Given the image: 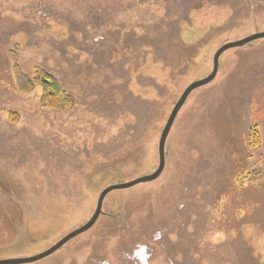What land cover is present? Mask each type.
Instances as JSON below:
<instances>
[{
	"label": "rangeland",
	"instance_id": "374dc122",
	"mask_svg": "<svg viewBox=\"0 0 264 264\" xmlns=\"http://www.w3.org/2000/svg\"><path fill=\"white\" fill-rule=\"evenodd\" d=\"M261 32L264 0H0V260L46 252L107 187L154 173L186 88ZM13 53L75 108L18 91ZM34 264H264V40L190 95L158 180L108 194L91 230Z\"/></svg>",
	"mask_w": 264,
	"mask_h": 264
},
{
	"label": "water",
	"instance_id": "95a60500",
	"mask_svg": "<svg viewBox=\"0 0 264 264\" xmlns=\"http://www.w3.org/2000/svg\"><path fill=\"white\" fill-rule=\"evenodd\" d=\"M260 40H264V32L257 33L243 40L224 45L218 50V52L214 56L212 73L209 76L201 80L193 82L186 88V90L183 92L178 102L175 104L166 122V125L161 133L160 140H159V166L154 173L137 178L131 182L114 184V185H110L109 187H107L100 194L95 213L93 217L91 218V220L87 224L82 226L81 228H78L74 230L73 232H71L69 235L64 237L60 242H58L56 245H54L52 248H50L46 252L42 254H38L36 256L27 257V258H12V259L0 260V264H34V263H37L39 261H42L52 256L53 254L58 252L60 249H62L67 243L81 236L82 234L87 233L89 230H91L95 226L98 219L103 214V205H104V201L106 197L108 196V194L115 192V191L128 190V189L137 187L139 185L152 183L158 180L162 176L166 168V143L170 135L171 129L175 123V120L178 114L184 107L190 95L195 90L211 84L217 78L218 72L220 69V58L226 51L237 49V48H243V47L250 45L251 43H254Z\"/></svg>",
	"mask_w": 264,
	"mask_h": 264
},
{
	"label": "trees",
	"instance_id": "16d2710c",
	"mask_svg": "<svg viewBox=\"0 0 264 264\" xmlns=\"http://www.w3.org/2000/svg\"><path fill=\"white\" fill-rule=\"evenodd\" d=\"M11 61L14 64L12 69L14 72H12L14 73L18 91L28 93L39 87L42 89L41 105L43 108L56 111L75 108L74 98L62 92L60 82L54 75L42 68H38L34 78L29 79L21 71L18 53L11 54ZM249 143L254 148L261 147L262 141L255 128L250 132Z\"/></svg>",
	"mask_w": 264,
	"mask_h": 264
},
{
	"label": "flooded vegetation",
	"instance_id": "af4514ba",
	"mask_svg": "<svg viewBox=\"0 0 264 264\" xmlns=\"http://www.w3.org/2000/svg\"><path fill=\"white\" fill-rule=\"evenodd\" d=\"M117 184H120V183H117Z\"/></svg>",
	"mask_w": 264,
	"mask_h": 264
}]
</instances>
